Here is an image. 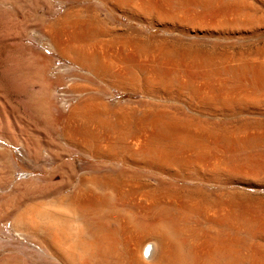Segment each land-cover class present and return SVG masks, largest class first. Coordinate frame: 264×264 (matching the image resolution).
Listing matches in <instances>:
<instances>
[{
    "label": "bare ground",
    "instance_id": "1",
    "mask_svg": "<svg viewBox=\"0 0 264 264\" xmlns=\"http://www.w3.org/2000/svg\"><path fill=\"white\" fill-rule=\"evenodd\" d=\"M106 1L149 31L110 28L86 13L89 5L68 11L49 37L63 58L147 99L111 107L84 96L61 115L58 130L83 154L133 170L80 165L85 173L73 189L68 183L24 207L13 228L57 264H264V196L212 188L264 187V124H206L153 102L164 96L198 110L263 111L264 46L173 39L260 33L264 0ZM68 163L55 168L75 167ZM136 168L167 178L149 180Z\"/></svg>",
    "mask_w": 264,
    "mask_h": 264
},
{
    "label": "rangeland",
    "instance_id": "2",
    "mask_svg": "<svg viewBox=\"0 0 264 264\" xmlns=\"http://www.w3.org/2000/svg\"><path fill=\"white\" fill-rule=\"evenodd\" d=\"M89 5L86 13L96 14L110 28L125 31L150 29L149 25L130 19V14L117 11L106 0H0V259L6 255L15 256L4 264H57L33 238L23 237L13 228V217L30 204L58 196L61 188L68 183L67 190L73 189L78 184L80 174L82 176L85 173L78 166L123 165L133 170V167L116 160L91 158L83 154L68 145L58 130L61 115L66 114L67 109L84 96H98L111 107L147 99L138 93L113 86L108 79H101L76 66L56 50L49 37V27L62 20L68 11L84 9ZM259 32L233 36L232 39L220 36L215 40H189L179 36L173 39V43L264 46V31ZM163 97L159 96L153 102L159 107L184 112L196 120L199 118L206 124H264V110L229 114L224 111L198 110L186 106L175 97ZM68 162L75 167L69 166L71 170L62 169V172L55 168ZM42 167L45 168L43 172ZM135 171L149 180L167 178L149 169L136 168ZM51 172H54L52 182L46 179ZM86 174L96 175L89 171ZM110 175L115 176L114 173ZM176 181L187 185L182 180ZM53 182L56 186L52 185ZM244 186L216 185L212 188L239 189L247 193L255 189L264 196V187Z\"/></svg>",
    "mask_w": 264,
    "mask_h": 264
}]
</instances>
